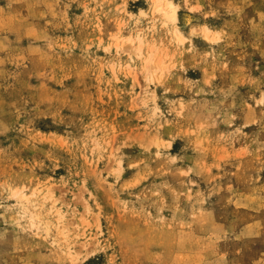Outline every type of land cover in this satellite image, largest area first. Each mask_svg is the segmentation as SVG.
Returning <instances> with one entry per match:
<instances>
[{
	"label": "rangeland",
	"instance_id": "rangeland-1",
	"mask_svg": "<svg viewBox=\"0 0 264 264\" xmlns=\"http://www.w3.org/2000/svg\"><path fill=\"white\" fill-rule=\"evenodd\" d=\"M175 1L0 0V264H264V0Z\"/></svg>",
	"mask_w": 264,
	"mask_h": 264
},
{
	"label": "bare ground",
	"instance_id": "bare-ground-1",
	"mask_svg": "<svg viewBox=\"0 0 264 264\" xmlns=\"http://www.w3.org/2000/svg\"><path fill=\"white\" fill-rule=\"evenodd\" d=\"M153 8V10H160L162 11L168 18H170L171 20L173 21H176L178 19V3L175 1V0H151V4H150ZM144 9V8H143ZM154 11V12H155ZM144 12V11H143ZM202 30L203 32L205 33V35L208 37V38H211L212 40H218V32H216L212 27L211 25L209 24H204L202 26ZM195 32H198L196 29H194ZM175 33L176 35L181 39L183 40L185 38V34L183 33L182 30H180L179 27H177L175 29ZM135 36V35H134ZM143 38V37H142ZM129 39L131 41H135L133 38H130ZM137 40V39H136ZM120 43V42H119ZM137 46V45H135ZM137 50L139 52H141L143 50V46L141 48V46L137 47ZM136 50V51H137ZM144 54V53H143ZM140 55V53H139ZM153 59V58H152ZM150 58V60H152Z\"/></svg>",
	"mask_w": 264,
	"mask_h": 264
}]
</instances>
